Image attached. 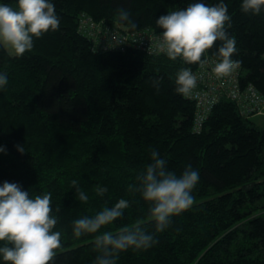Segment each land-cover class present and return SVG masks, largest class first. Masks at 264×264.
<instances>
[{
	"label": "trees",
	"instance_id": "16d2710c",
	"mask_svg": "<svg viewBox=\"0 0 264 264\" xmlns=\"http://www.w3.org/2000/svg\"><path fill=\"white\" fill-rule=\"evenodd\" d=\"M197 0H53L59 30L36 39L22 57L0 44V184L18 183L31 195L52 193L62 247L55 264H95L97 235L113 234L141 221L157 243L121 252L117 264H264V124L241 117L221 100L201 132L193 131L195 105L175 91L186 64L166 54L127 48L101 52L78 31L81 15L106 28L161 32L155 21ZM206 4L217 0H201ZM242 0H225L229 34L241 61V84L264 97V12L241 11ZM14 6L15 0H0ZM126 9L134 29L118 21ZM219 43V42H218ZM218 46V44H217ZM216 48L204 54L218 60ZM159 80V91L152 81ZM17 145L24 146L21 154ZM152 150L177 174L191 164L200 173L193 207L155 233L149 203L128 185L150 161ZM89 199L81 202L71 181ZM107 188L103 196L96 186ZM130 202L124 216L96 234L73 236V221L91 217L119 199ZM60 208L56 213L55 209ZM3 242H0L2 244ZM0 264H4L0 259Z\"/></svg>",
	"mask_w": 264,
	"mask_h": 264
},
{
	"label": "clouds",
	"instance_id": "9594fccd",
	"mask_svg": "<svg viewBox=\"0 0 264 264\" xmlns=\"http://www.w3.org/2000/svg\"><path fill=\"white\" fill-rule=\"evenodd\" d=\"M241 11L259 15L264 12V0H242ZM118 21L134 29L129 12L117 10ZM60 17L53 0H15L14 6L0 3V44L9 46L17 57L34 48L35 40L60 28ZM155 24L161 29L157 49L169 59L182 58L186 64L207 63L204 54L214 47L218 62L213 71L218 77H228L239 69L241 61L232 57L237 53L235 39L229 34L232 17L225 0L206 4L197 0L186 8L160 16ZM219 42V43H218ZM218 44V46H217ZM8 84L7 73L0 72V88ZM152 85L159 91V80ZM175 91L188 96L197 87V76L190 68H182L176 74ZM23 154L24 146L17 145ZM0 146V152H4ZM150 163L135 176V183L128 185L130 193H140L149 203L148 215L155 233H162L172 223V217L190 210L195 204L194 189L200 173L191 164L177 174L169 170L166 159L152 150ZM78 199L87 202L88 195L81 191L76 180L71 181ZM96 194L103 196L107 188L96 186ZM52 193L31 195L18 183L5 181L0 184V259L4 264H55L57 250L62 247V233L55 230L59 217L52 208ZM130 202L121 198L112 207H105L94 216L73 221V236L96 234L102 226L110 225L124 216ZM56 213L60 208L55 209ZM154 233L145 230L141 221L134 227H123L115 234L97 235L94 248L99 255L95 264H117L121 252L132 248L147 250L157 243Z\"/></svg>",
	"mask_w": 264,
	"mask_h": 264
},
{
	"label": "built area",
	"instance_id": "2783aa9c",
	"mask_svg": "<svg viewBox=\"0 0 264 264\" xmlns=\"http://www.w3.org/2000/svg\"><path fill=\"white\" fill-rule=\"evenodd\" d=\"M78 26L79 33L90 39L93 48L101 52L131 48L154 56L166 54L157 49L161 32L129 31L119 26L106 28L87 15L80 16ZM205 60L206 64L191 70L197 76V87L186 96L195 105L194 132H201L212 109L221 100L234 103L239 115L245 119L264 116V97L252 84H241L240 67L228 77H218L213 71L218 60L210 57Z\"/></svg>",
	"mask_w": 264,
	"mask_h": 264
},
{
	"label": "rangeland",
	"instance_id": "374dc122",
	"mask_svg": "<svg viewBox=\"0 0 264 264\" xmlns=\"http://www.w3.org/2000/svg\"><path fill=\"white\" fill-rule=\"evenodd\" d=\"M4 48L8 51V53L12 56H16L13 52V50L9 47V46H6V45H3ZM252 121L254 123H256L258 126H261L264 124V116H259V117H255L252 119Z\"/></svg>",
	"mask_w": 264,
	"mask_h": 264
}]
</instances>
